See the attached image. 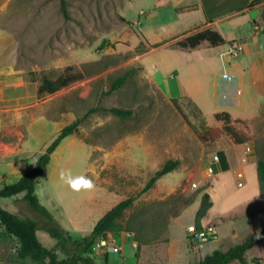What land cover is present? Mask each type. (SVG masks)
Listing matches in <instances>:
<instances>
[{"label":"rangeland","instance_id":"obj_1","mask_svg":"<svg viewBox=\"0 0 264 264\" xmlns=\"http://www.w3.org/2000/svg\"><path fill=\"white\" fill-rule=\"evenodd\" d=\"M190 1L67 0L70 18H65L60 0H0V185L17 182L29 167L27 160H36L64 126L91 108L130 107L135 113L127 118L91 113L51 154L37 192L63 228L81 239L109 209L136 196L120 223L125 229L139 228L137 235L148 238L167 223L160 237L147 244L165 245L171 238L175 247L171 255L178 257L164 264H189L192 256L184 251L191 244L182 227L196 221L201 199L208 192L212 205L201 224L213 225L224 238L223 246L240 243L260 230L264 187L254 161L264 158V110L257 118L234 125L246 140L240 155L248 152L254 162L241 167L232 150L236 142L224 126L207 125L192 105L170 98L163 89L166 51L181 39L169 38L185 30L189 19L177 8L183 10L181 6ZM106 39L111 43L102 47ZM155 43L160 45L153 47ZM130 70L127 82L108 92L112 81ZM61 75L72 81L55 92L40 90L46 79ZM214 128L221 132L211 138ZM224 149H229L233 167L226 172L220 164ZM168 159L180 161L177 169L142 192ZM61 170L91 178L95 188L73 191L60 179ZM240 170L242 186L237 176ZM178 191L195 196L179 219L171 216L177 204L172 195ZM22 197L23 193L2 198L1 203L21 217H34ZM125 229L118 233L136 237ZM38 235L60 258L66 256L56 239L42 230ZM0 238L7 264H20L16 238L3 229ZM219 239L220 235L211 239V246ZM115 240L122 244L119 237ZM93 255L100 261L96 251ZM246 255L248 261L259 258L264 264V240ZM113 257L112 252L110 260ZM136 258L130 256L128 263H135Z\"/></svg>","mask_w":264,"mask_h":264},{"label":"crops","instance_id":"obj_2","mask_svg":"<svg viewBox=\"0 0 264 264\" xmlns=\"http://www.w3.org/2000/svg\"><path fill=\"white\" fill-rule=\"evenodd\" d=\"M181 7L184 9H177L179 12L187 13L189 19L185 30L169 38L171 41L181 37L177 44H171L166 51L165 72L162 71L165 94L192 105L203 115L209 126L225 125V120L216 117L218 113H227L233 126L260 116L264 110V0H192ZM205 30L217 32L223 41L213 43L209 39H204L195 47L180 44L181 41L186 42L189 36ZM213 38L216 41L217 37ZM233 44H241L242 50L232 51ZM243 145L244 143H234L232 146L235 159L242 162L238 165L242 167L243 164L258 163L249 160L251 155L248 152L240 155V152L246 149ZM228 151L229 149L222 150L223 156L220 157V164L226 167L224 172L233 169ZM236 167L238 166L234 168ZM1 178L3 181V177ZM172 225L173 222L169 225V230ZM192 225H196L195 220L194 223L183 225L184 235ZM0 229L5 232L4 226ZM110 234L112 233H108ZM218 235L220 239L216 242L214 240L213 246L210 244L212 240H209L197 248L192 249L190 246L186 248L184 253L192 256L191 263L199 261L217 248L226 250L237 244L223 246L224 238L220 233L215 238ZM118 237L122 244L116 240L114 243L120 246V251L114 252L109 248L97 251L100 257L98 264H109L110 261L112 264H164L167 259L178 257L171 255L175 248L171 238L168 244L159 246L138 244L130 233H119ZM4 244L0 238V264L8 263V257L3 254ZM125 244L128 245L127 249L124 247ZM112 252L114 257L110 260ZM134 254L138 255L135 263H128L129 257ZM25 260L27 258L16 259L20 264H37Z\"/></svg>","mask_w":264,"mask_h":264},{"label":"trees","instance_id":"obj_3","mask_svg":"<svg viewBox=\"0 0 264 264\" xmlns=\"http://www.w3.org/2000/svg\"><path fill=\"white\" fill-rule=\"evenodd\" d=\"M60 7L64 17L70 18L67 8V0H60ZM214 36L217 37L216 41L213 38ZM204 39H209L213 43L223 41L217 32L205 30L189 36L186 42L181 41L180 44L182 46L190 45L195 47ZM110 43L111 41L106 39L104 40L102 47L107 44L109 45ZM158 45L160 44L155 43L153 44V47H157ZM131 73L132 71L130 70L115 78L112 81L108 92L111 93L122 87L127 82ZM71 81L72 78L67 75H61L56 80L46 79L40 86V90L55 92ZM173 101L177 103L176 100ZM94 112H109L119 117L127 118L131 117L135 113V110L130 107L121 106H97L91 108L85 114L64 126L58 132L53 141L47 146L46 150L36 160L31 163L27 160L29 167L17 182L6 184L4 186L0 185V199L14 197L23 193L22 200L27 204L28 209L34 215V217H21L17 212L5 208L0 200V225L5 227V232L9 236L16 238L17 247L15 251L19 258H30L37 264H98L93 255V247L98 239L101 237H107L108 233H118L125 229L120 223V218L123 216L124 212L133 205L136 196H129L109 209L97 221L93 230L82 239L78 240L75 239L69 231L63 228L53 213L41 203L37 192L40 178L48 169L51 154L56 150L65 137L76 133L81 123ZM216 117L225 120L224 130L234 138L236 143H244L246 141L244 138L240 137L238 131L232 124H230V117L227 113H218L216 114ZM220 132L221 130L219 128H214L211 130V138L217 137ZM208 136L210 137L209 134ZM34 162L35 164H33ZM179 163L180 161L178 159H168L162 167L155 171L153 176L142 189V192H146L152 188L156 181L167 173L176 170ZM257 170L259 180L264 187V158L258 159ZM209 196V193L206 192L201 199L200 207L196 214V226L198 228L202 227L201 218L212 205ZM172 198L174 199V202L177 203L173 205V211L171 209V216L175 217L195 200L194 195L186 197L179 191L172 195ZM132 219L135 220V217H132ZM162 228L163 229L157 231V233L151 238H148L149 236L144 234L138 236L139 228H135L131 225L125 230L135 232L136 237H134V239L138 244H142L158 239L160 233L167 229V223L166 226ZM39 230L45 231L50 237L56 239L58 246L61 247L66 255L64 258H60L54 249H51L42 243L38 237ZM261 240H264V226H262L260 230L255 231L253 235L246 240L237 243L226 250L223 248H217L199 261L190 264H261V259L259 258H253L251 261H248L246 257L247 251L258 244ZM137 256L138 255L136 254V257Z\"/></svg>","mask_w":264,"mask_h":264},{"label":"built area","instance_id":"obj_4","mask_svg":"<svg viewBox=\"0 0 264 264\" xmlns=\"http://www.w3.org/2000/svg\"><path fill=\"white\" fill-rule=\"evenodd\" d=\"M241 50H242L241 44L232 45V51L239 52ZM237 176L239 178V185L242 186L243 181L241 180V178H243V172L240 171ZM187 233L191 247L193 248H197L201 246L202 243L215 238L216 235L218 234L216 228L213 225L202 226L201 228H198L196 225H192L187 229ZM117 234L119 233H112L107 237H101L100 239H98L95 246L93 247V251L97 252L99 250L101 251L109 248L114 252H119L120 246L114 243Z\"/></svg>","mask_w":264,"mask_h":264},{"label":"clouds","instance_id":"obj_5","mask_svg":"<svg viewBox=\"0 0 264 264\" xmlns=\"http://www.w3.org/2000/svg\"><path fill=\"white\" fill-rule=\"evenodd\" d=\"M60 179L76 192L81 190L89 191L95 188V183L91 178L84 175L73 177L70 170H61Z\"/></svg>","mask_w":264,"mask_h":264}]
</instances>
